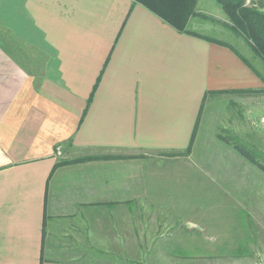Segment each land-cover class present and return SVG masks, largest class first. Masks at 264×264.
Segmentation results:
<instances>
[{
	"label": "crops",
	"instance_id": "obj_1",
	"mask_svg": "<svg viewBox=\"0 0 264 264\" xmlns=\"http://www.w3.org/2000/svg\"><path fill=\"white\" fill-rule=\"evenodd\" d=\"M230 46L135 0H0V264H130L196 183L236 184L220 131L260 84Z\"/></svg>",
	"mask_w": 264,
	"mask_h": 264
},
{
	"label": "rangeland",
	"instance_id": "obj_2",
	"mask_svg": "<svg viewBox=\"0 0 264 264\" xmlns=\"http://www.w3.org/2000/svg\"><path fill=\"white\" fill-rule=\"evenodd\" d=\"M244 5L261 6L259 8L264 11L260 0H245ZM188 27L233 45L264 78L263 59L233 30L217 0H198ZM259 84L258 89H253L257 93H248L250 90L243 93L257 94L258 101L252 104L247 101L241 109L244 121L238 124L239 130L224 129L227 132L220 133L231 143L239 142L254 150L261 165L249 159V163L238 164L241 178L236 184L228 183L226 189H219L212 183L210 194L196 183L194 193L186 195L187 205H180V215L184 219H178L179 227L174 232L150 227L146 238L137 233L140 236L136 241L132 235V255L140 254L141 257L130 259V264H264V82L260 77ZM250 117L252 125L246 123ZM216 191L218 193H214ZM185 218L192 221L186 222ZM160 234L167 236L154 241ZM175 236L179 237L175 239ZM170 237L172 239L168 240Z\"/></svg>",
	"mask_w": 264,
	"mask_h": 264
},
{
	"label": "trees",
	"instance_id": "obj_3",
	"mask_svg": "<svg viewBox=\"0 0 264 264\" xmlns=\"http://www.w3.org/2000/svg\"><path fill=\"white\" fill-rule=\"evenodd\" d=\"M136 2L144 5L146 8L157 14L160 18L166 21L168 24L176 28L180 32L190 33L201 38H205L222 45L230 46L227 42L215 40L208 36L202 35L198 32H194L189 29L188 25L191 17L195 14L198 0H135ZM223 7L228 15L233 30L239 35L243 36L252 46L253 50L264 61V11L261 10V6H245V0H217ZM260 4H264V0H260ZM239 54V53H238ZM244 62L262 79L258 71L248 62L246 58L240 55ZM261 90H258L260 92ZM264 91V90H262ZM226 91H219L216 93H222ZM227 92H230L229 90ZM238 92L246 93V90H238ZM257 93L251 91L248 93ZM205 101V98H204ZM226 141L231 143L225 136ZM239 140V139H237ZM234 147L251 162L261 165L257 158L256 152L245 144L239 142H233ZM191 149V145H190ZM91 158V157H90ZM68 161H61L58 164H65ZM57 164V165H58Z\"/></svg>",
	"mask_w": 264,
	"mask_h": 264
}]
</instances>
